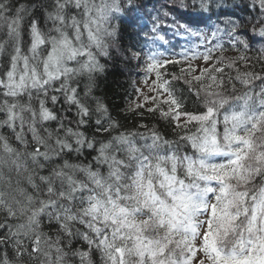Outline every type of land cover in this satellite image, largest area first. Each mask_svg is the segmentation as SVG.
Here are the masks:
<instances>
[{
    "label": "clouds",
    "instance_id": "clouds-1",
    "mask_svg": "<svg viewBox=\"0 0 264 264\" xmlns=\"http://www.w3.org/2000/svg\"><path fill=\"white\" fill-rule=\"evenodd\" d=\"M0 264H264V0H0Z\"/></svg>",
    "mask_w": 264,
    "mask_h": 264
},
{
    "label": "trees",
    "instance_id": "trees-1",
    "mask_svg": "<svg viewBox=\"0 0 264 264\" xmlns=\"http://www.w3.org/2000/svg\"><path fill=\"white\" fill-rule=\"evenodd\" d=\"M173 70H175V69H173ZM134 98V97H133Z\"/></svg>",
    "mask_w": 264,
    "mask_h": 264
}]
</instances>
